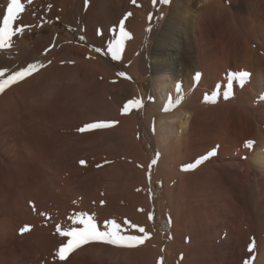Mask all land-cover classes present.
Segmentation results:
<instances>
[{"label": "bare ground", "instance_id": "obj_1", "mask_svg": "<svg viewBox=\"0 0 264 264\" xmlns=\"http://www.w3.org/2000/svg\"><path fill=\"white\" fill-rule=\"evenodd\" d=\"M263 2V0H171V3L166 5L167 14L164 21L149 36V40L152 43L148 48L146 44L147 39L141 36L140 27H136L137 29L135 28L136 31H134L136 32V36L134 34L133 39H130V41L124 40V54H120L119 60L125 66H133L137 71L139 69L144 71L150 77V97L154 99L148 100L144 105L142 120L139 118V108H134L129 115H122L121 110H118L119 105L128 99H141L139 88H134L127 81L121 83L122 80L119 79V76L118 79L121 81L116 85V89H114V86H111L110 79L108 78L107 80V77L104 76V71L102 72L101 70L103 67H100L101 65L97 63L100 61L99 58L97 62L82 61L76 67L58 69L59 71L46 75L48 80H52V86L49 88L45 87L48 90H44L45 88L43 89V87L39 86L40 92L38 94H36L37 88L34 89L35 86L33 87V84L42 75L36 76L38 79L35 78L34 80H28L26 77L25 80L27 81L12 84L5 89L4 93L0 94V144L7 136L14 135L13 130L15 129L12 124H16L20 112L22 119H26L28 123L34 125V127L31 125L34 131L36 129L41 131L42 135L39 136H42L41 138L47 141L46 146H38L34 135L31 137V145L42 156V159L40 157L42 163H40L43 166L42 168L45 169V171H42L47 173L46 170H48V173H50L49 175L45 174L48 175L47 182L49 184H46L45 178V181L41 184L45 183L44 187L46 189L53 188L49 192L53 198L52 201L56 198L55 193L60 192L56 188L57 179L55 178L60 176L57 178L59 180L61 178L62 181L64 179L67 184L73 187V190L75 189L76 193L74 194L82 196L85 201L79 202L80 199L77 197L79 200L76 198L78 201L73 202L75 207L77 209L79 207L86 208L85 213L94 217L97 226L102 231L106 230L107 221L115 220L122 226L121 230L124 233L142 235L137 230L129 228L125 224L127 220L132 224L144 227L145 231L149 234L143 244L137 245V248L131 250L120 249L117 245V248L113 247V245H101L102 242H98L99 244H96V242L84 244L69 254L66 259L67 264H94L96 263L95 256L97 254L109 256L118 254L120 257L121 255L124 257L126 255L129 261L134 264H160L162 257L159 244L160 238L153 235L148 218L150 214V202L145 201V197L140 198L139 194L136 193L137 189H135L139 181L144 182L148 174L147 168L149 164V153L140 138L142 131L140 124L141 122L149 124L152 118H154V122L152 123L150 137L153 139L156 154L157 152L159 153V158L154 169L155 176H164L166 179L172 178L174 176L173 171L178 168L179 163L180 166H182L181 162H184L186 165L194 164L197 160L207 157L196 167L186 170L178 181L179 200L183 194L182 203H184V207L180 208V204L182 203L178 204L180 205L178 209L180 208L181 210L177 209L178 212H175L177 218L175 219L172 233L175 248L178 249L180 244L181 247L185 246L184 244L182 246V238L187 234H190V239L195 234V237L199 238V242L201 238L206 239L211 235L210 230L213 235H217L218 229L215 225L219 224L217 222L218 219L210 217L213 214V210L218 212L215 215L218 214L219 218H224V222H222L225 223V228L229 230L226 241L229 244H235L234 247L238 250L236 252L242 253V247L247 243V238H245L247 236H252L250 239L255 240L256 246L259 244L264 246V202H261L264 199V195L261 198L259 196L260 191L256 192L258 187L256 189V186H252V181L250 182L251 171L254 166L259 169V173H264V131H262L264 129H260L261 124H263L264 128V44H260L261 46L259 45V47L251 41L254 38L255 42L262 40L261 42L264 43ZM41 4L43 5V3ZM248 4L252 7L251 11L249 10L250 12L247 10L249 8ZM121 5L122 2L119 0H93L84 18V26H92L94 28L98 26L96 24L99 23L96 19L99 17L101 9L109 8L112 11L111 15L119 16L127 8V6L124 8V5ZM245 8L248 11L250 23L247 22L248 19L242 20L240 14L234 13L235 9L240 13ZM36 10H38V12L35 11L37 13H33L34 10L31 11V9L29 10L31 13L24 10L25 12L23 11L20 16L23 19L25 18V22L26 18L29 20L33 14L38 16L41 13L43 14V12H39L41 9L39 10L38 8ZM109 12L107 13L109 14ZM57 17H60L59 14ZM106 17L108 18V15ZM142 17L138 12L133 11L132 20L130 19L133 29L135 25L138 26L137 24L140 21L138 19H142ZM126 20L129 22V19ZM20 21L23 22V20L19 19L18 24L22 23ZM113 22L114 20L111 23ZM111 36H106V32L103 31V36L99 37V40L96 39L97 43L102 42V44L108 47L119 39V36L115 37L114 35L112 36L113 39ZM104 37L106 40L108 39L106 42L103 41ZM137 47L140 50L139 52L136 50ZM72 48L70 47V49ZM74 48L73 52L74 50H79L80 52L82 50L77 47ZM22 51H24L22 43L15 50L0 49L1 61L9 64L15 60L11 58V55L21 53ZM134 52H136V55H133ZM55 68L49 67V69ZM240 71L250 73L249 78L243 84H241L239 79H232L233 94L227 100L224 99L223 91L226 90L230 82L229 74ZM197 72L202 74L199 81L194 79ZM97 76L99 79H102V82L98 83V87L94 81ZM28 83L30 84V88L32 85L33 89H31L33 92L28 88L26 89L28 91L31 90L30 93L27 90V92L21 90ZM177 85H180L179 93L177 92ZM110 95L113 97V100ZM178 96L182 97L181 103L179 105L174 104L170 111H163V107L168 99L171 98L175 101ZM205 96L208 97L207 102L205 101ZM213 99H215L214 103L212 102ZM24 111L27 112L24 113ZM26 113L27 115H25ZM256 116L262 119V123L257 122ZM114 117L116 118L115 121H119V123L110 128L85 132L78 131L79 128L87 123L111 121L112 119L114 120ZM112 134H115L114 138L118 137L120 140V146L124 149L122 156L116 155L114 157L108 154L109 150L107 149L111 147V143L114 141V138L110 139L113 136ZM29 136L31 135L29 134ZM247 141H253L254 143L251 147H246L245 143ZM103 151H108V153ZM81 160L85 161V164L82 165L80 163ZM2 162H0V166ZM97 165L101 166L97 167ZM137 165H139V168ZM240 166L244 167L245 171L239 177L236 175V171H240ZM15 169L17 168L15 167ZM16 171L19 170L17 169ZM254 173L256 172L254 171ZM119 175L125 177L124 179L126 180H119ZM212 176L215 178H211ZM221 179L229 180V183L231 182L232 184L238 182L240 186L238 188L235 187L234 194L229 190V193L231 191L234 196H229L231 194L227 195L229 197H227L228 203L224 201V198H226V191L224 192V190L231 186L223 190L224 187L219 185V180ZM256 179L258 180V178ZM257 180L255 181L254 179L255 182ZM260 180H258V183ZM66 183H64V186L66 185L67 188ZM59 184L63 185L61 182ZM261 185L264 186V182ZM224 186L226 185L224 184ZM235 186L237 185L235 184ZM68 187L71 188L70 186ZM31 190L33 193V188ZM31 190L28 191L31 193ZM41 190L45 189L42 188ZM38 192H35V195ZM45 193L47 192L45 191ZM42 195L47 196L46 194ZM27 196L31 197L30 200L34 199V202L40 200L39 196H31V194H27ZM16 199H18L17 196ZM26 199L29 200L28 197ZM101 201H104V203L101 204ZM216 202H221L222 204L219 203L218 205ZM59 203L62 207L66 204V202ZM51 204L53 205V202ZM56 205H58V202ZM27 207L25 202L20 203V205L11 202L4 208L5 212L11 215L18 213L16 215V218L18 217L16 222L15 219L11 221H14L15 228L21 227L19 225L22 224H28L27 222L30 221L28 220L30 218H27L29 214L25 215L27 212H24L25 210L27 211ZM53 208L55 209V207ZM80 210L82 211V209ZM0 211V213H3L1 207ZM55 211L53 212L57 214ZM2 217L0 218L1 233L9 225V222L4 220L5 218L2 219ZM63 220L61 221L63 222ZM64 228L66 227L64 226ZM188 228L190 229L188 230ZM54 230H43L39 225L36 227L34 224L33 230L26 234L24 238H21V240L24 242L30 240L31 242H29L36 248L40 249L42 247L41 249L51 253L55 251L53 248H56L63 240L56 238L58 233H56V228ZM183 234L185 235L182 237ZM195 237L193 238L195 239ZM67 239L66 237L65 241ZM196 241L198 242L197 238L193 242L191 240L194 245L192 244L193 246L191 245L188 249L192 250V247L196 245ZM189 245L187 246L189 247ZM198 245L195 246V249H197ZM187 246L185 247L186 250ZM256 246L254 250L257 248ZM50 249L52 250L50 251ZM201 249L197 250L201 251L202 254L203 251ZM203 250L205 251L206 249ZM209 251L212 253V250ZM214 252L216 251H213V255L216 254ZM231 252L233 253V251ZM192 253V251L191 253L190 251L188 252L189 255H186L187 257L186 260H183V264L189 261L190 257L188 256ZM194 254L191 255V258L193 257L192 260L195 261V258L198 260V257L202 258L200 256L195 257L196 254ZM206 255L208 256L209 254L207 253ZM77 257L83 261H78ZM93 259L94 262H92ZM214 259L218 262L220 260L216 259V257ZM6 260V257L0 255V264H9L6 263ZM192 260L191 262L193 263ZM16 261L10 264H21L20 261ZM25 261L22 264H25ZM195 262L197 263V261ZM208 263L209 260L206 264ZM220 264L222 263L220 262Z\"/></svg>", "mask_w": 264, "mask_h": 264}, {"label": "rangeland", "instance_id": "obj_2", "mask_svg": "<svg viewBox=\"0 0 264 264\" xmlns=\"http://www.w3.org/2000/svg\"><path fill=\"white\" fill-rule=\"evenodd\" d=\"M90 1L92 2L93 0H88L87 4L85 3V0H74V1L73 0H45V1L44 0H41V1L40 0H21L22 4L24 5L25 11L26 10L29 11L31 9V11L34 10L33 13H37L38 10H36V9L39 8V10L40 9L42 10V8H43V10L42 11L40 10L39 12L40 13L43 12L44 15L41 13L40 16H38V15L32 13L33 16L29 20L26 18L25 22H24L25 18L23 19V18H21V16L19 17L20 20H23V22L22 21H20V22H22L24 25H29L31 27H26L23 35L17 34L16 36L12 37V46L10 48L5 47L3 49L15 50L22 43L23 47H24V51L21 52L22 54L17 53L15 55L14 54L11 55V58L13 60L15 59L14 60L15 62L12 61L9 64L3 63L1 61V58H0V68L7 69L8 72H12V71L18 70L21 67L27 66V64H29V63H34V62L42 63L44 65V67L40 68L39 71L33 73L31 76H28L26 78L28 80H34L35 78L38 79V77L40 75H42L38 79L39 82L36 80L33 84V87L35 86L34 89L37 88V93L36 92L35 93L38 94L40 92V87H43V89H44L45 87L49 88L50 86H52V84H51V83H53L52 80H48V78H46L47 77L46 75L53 74V73H55L61 69H64V68L76 67L77 64L81 63L82 61L97 62L98 61L97 59L99 58L100 61H98L97 63H99V65H101L100 67H103V68H101V70H102V72L104 71L103 74H104V76L107 77V78L106 77L105 78L107 80H108V78L110 79V82L112 83L111 86L113 85L114 89H116V87H117L116 85H118V83L121 80H122L121 83L127 81V82L131 83L134 88H139L140 93H141V99L143 101V106L139 107L138 111H139V118L142 120L144 105L148 102L149 97H150V91H149L150 77H149V75L144 73V71H142L140 69L138 71L135 70L133 68V66H130V67L128 65L125 66L124 63H122L119 59L113 60L110 53H108L106 55V53L108 52L109 46L108 47L105 46L104 44H102V42L97 43L98 42L97 40H99V37L103 36V31L106 32V36H108V35H112V36L115 35V37L119 36V34H117V33H119L120 21L124 20V29L129 33V38L125 39V41H130V39H133L134 34L136 36V32H134L137 29L136 27H140L141 36H144V38L147 39L146 44H147V48H148L150 46V44L152 43L151 40H149V36L152 33V31L155 28H158L162 24V22L164 21L165 15L167 14V6L162 5V4L153 5V3L151 2L152 0H136L135 4L132 2V0H119L122 2L121 6L124 5V8L127 6L126 10L124 9V11L121 12L122 14H119L120 17L118 15H113V14L111 15L112 11L109 8H105L104 10L101 9V13H100L99 17H97V19H96L99 24H96L98 26H96L94 28L92 26H86V25L84 26V18L86 16L87 10L89 9V6L91 5ZM7 2H8V0H0V8H1L0 12L6 8ZM57 2H59V3H57ZM26 3H27V5H26ZM34 3H36V4H34ZM41 3H43V5ZM45 3H46V5H45ZM29 5L32 7H30ZM33 6H34V8H33ZM36 6H37V8H36ZM246 8L243 10V12L239 11L240 13H238V11L235 9L234 13L240 14L242 20L248 19L247 22H249L248 11L249 10L251 11L252 7L249 5V8H247L248 11L246 10ZM132 9H133V11H136L140 15L143 16L142 19L141 18L138 19V20H140L139 23L136 21L138 23L137 24L138 26H136V25L134 26V29L136 28L135 30L132 28L133 27L132 24H130V22L132 20V15H133ZM31 11H29V12L31 13ZM35 11H37V12H35ZM109 11H111V12H109ZM107 12H109L110 15ZM128 12L132 13L131 16L127 17V19H129V22H128V20L124 19L125 14ZM102 13H104V14H102ZM58 14L60 17H57ZM107 15H108V18L106 17ZM150 15L153 17V19H151V20L149 19ZM263 15H264V11H263ZM34 16H36V17H34ZM109 16H111V17H109ZM161 16H162V18H161ZM111 18H112V20H114L113 23H111L112 22ZM35 19H36V21H35ZM108 19H109V21H107ZM100 22H102V23H100ZM130 26L133 29V31L130 28ZM251 26H252V24H251ZM149 28L151 29V31H149ZM109 31H110V33H109ZM115 32H117V33H115ZM131 35H132V37H131ZM77 36H80L81 38H83V39H81L82 43H80L77 40V38H76ZM139 36H140V34H139ZM46 37H47V39H46ZM42 39H44V40H42ZM112 39H113V37H112ZM107 40L104 37L103 41L106 42ZM251 41L257 46H259L260 44L261 45L264 44L263 42H261L262 40H260V42H255L254 38H253V40L251 39ZM70 47L71 48L77 47V48H80L82 50H81V52L79 50H74V52H73V48L70 49ZM125 47H126V45H125ZM49 48L51 50L46 52L45 50L49 49ZM64 48H65V50H64ZM97 48L101 49V51L97 52L94 50ZM66 49H68V50H66ZM138 49L139 48L137 47L136 50H138ZM139 51L140 50H138V52ZM121 54H124V43H123ZM133 55H136V52H134ZM131 57H132V55H131ZM49 61H51V63H49ZM49 67L50 68L56 67V68L55 69H49ZM106 68H107V70H106ZM118 72H124L126 74V77H130V79L125 78V77L119 78V76L117 75ZM6 75H7V73H6ZM36 76H38V77H36ZM118 78L121 80H119ZM44 79L46 80V82ZM22 81H27V80L24 79ZM22 81L18 82V84L21 83ZM48 81L50 82L51 85L48 84L49 83ZM94 81H95V84L97 86L98 83L102 82V79L101 78L99 79V77L97 76ZM65 82H67V81H65ZM15 84H17V83H15ZM43 84H45L47 86H44ZM27 85H25L26 87L24 86L23 89H21V90L22 91H26V90L28 91V89L32 88V85H31V88H30V84L28 86ZM26 88H28V89H26ZM47 88H45L44 90H48ZM31 90L28 91V93H30ZM32 92H33V90H32ZM110 97L113 100V97L111 95H110ZM117 107H118V105H117ZM121 108H122V103L119 105L118 110H121ZM131 111H130V113H131ZM25 112H27V111H24V113ZM129 114H126V115H129ZM25 115H27V113ZM115 119L116 118L114 117V121H115ZM152 119H151V122H149V124L142 123V122L140 124L141 130H142L141 134H140V138H141L142 143L145 145L146 150L149 153V164H150L151 160L156 157V151H155V148L153 146V139H152V137H150V132L152 130V123L154 122V118H152ZM256 119H257L258 123H262L261 122L262 119H260V117L256 116ZM25 121H26V119L25 120L22 119V115L20 112L19 117L16 120V124H14V125L12 124V126H14V129L16 130L17 134L19 133V135H17L15 130H13L14 135L7 136L6 138L3 139V141L0 144V151H1L0 152V157H1L0 160L5 162V163L2 162L1 166H0V207H1V210L3 212V213H0V218L3 216L2 219L5 218L4 220L9 222V225L7 226V228L5 230L2 228L3 229L2 233L0 231V255L3 257H6V259H7L6 263H9V264L14 263V261H16L17 258L18 259L16 262L20 261L21 264H22V262L24 263L25 260H26L25 264H67L66 259L71 252L66 254V259H64V260H60L56 256V252H57L58 248L61 246V244L66 242L65 241L66 237H61L59 234H57L56 238L57 239H63V240L59 243V245H57L56 248H53V250H55V251H53L51 253L48 252L47 250L41 249L42 247L40 249L38 247L36 248L35 246H33L30 243L31 242L30 240H26L28 242H24L23 240H21V238H24V236L26 234L30 233L33 230L34 224L36 227H38V225H39V227L42 228L43 230H50L51 229V231H55L54 229L56 228L57 224H59L61 226L63 225L62 228H64V226L66 228H68V226L69 227L73 226L72 220H70L69 217L77 216V214H79V213H85L86 212V210H85L86 208L84 209L82 207H79L77 209L75 207V205L73 204V202H77L79 199H80L79 202H85L83 200L82 196L74 194V193H76L75 189L73 190V187L71 185L67 184L64 179H63V181L61 178L59 180V178H57V177H60V176L55 177L57 179V181H56L57 187L56 188H58V191L60 190V192L57 191L58 193H55L56 198L54 199V201H52L53 198H52V196H50L51 193H49V192H51L52 191L51 189H53V188L47 187L48 189H46V187H44L47 183L49 184V182H47V180H48L47 178H48V175L50 173H48V170H46L47 173L43 172V171H45V169L42 168L43 167L41 164L42 161L40 160V157L42 159V156H41V154H39V152L36 149H34L32 147L31 137L34 135V138L37 141L38 146L45 147L47 144V141L42 139L41 138L42 136L41 137L39 136V135H42L41 131H39L37 129L34 131V129H33L34 125H32L31 123H28V120L26 122ZM37 121H39V120H37ZM111 121H113V119ZM262 125L263 124H261L260 129H264ZM31 127H32V130H31ZM262 131H264V130H262ZM29 134L31 136H29ZM114 135L110 139H113ZM29 138H30V140H29ZM111 142H112V140H111ZM9 143H11L12 145ZM119 146H120V140L118 139V137H115L114 141L111 143V147L107 149V150H109V153H108V151H103V152L111 154L114 157L116 155L122 156V153H123L122 151L124 149L121 146L120 147ZM36 161H37V163H36ZM183 163L184 162H181L182 166H180V163H179L178 168L173 171L174 176H172V178H169V179H166L164 176L163 177L162 176H155L154 169H155L156 165H153L151 170H149V167H148L147 168L148 174L145 177L144 182L142 183L141 181H139V183H137V185L135 186V189L138 190V191L136 190V193L139 194L140 198L145 197V201L147 200V202H150V214L153 215V219L149 220L150 221V227H151L153 235L157 238H160L159 244H160V250H161V254H162L160 264H183L184 263L183 260L184 259L186 260V257H187L186 255H189L188 254L189 251H190V253L192 251L193 252L192 254L195 253L197 255L196 256L194 254L195 257H198V256L202 257V258L198 257V260H197V258L194 257L196 259L195 261H197L198 264H201V262H202V264H206L208 262V260H209L208 264H216V263L220 264V262L222 264L223 263L225 264V262H226V264H233V263L234 264H246V262H247V264H257V263L264 264V262H263L264 261V248H263L264 246H262L261 244L258 243L259 245L256 246L257 250L255 249L251 253L247 249L249 247V245L253 242V239H250V238H252V236L245 237V238H247L246 242L249 245L247 243H245V245L242 247V249H243L242 253L236 252L238 250L235 249V247H234L235 244H233V243L229 244L226 241L227 235L229 234V230L225 228L226 227L225 223H223L224 218L220 217L221 218L220 219L218 214L215 215V213H218V212H215L216 210L215 211L213 210V212H212L213 214H211V212H210V214H211L210 217L212 216L213 219L215 217L216 219L220 220V221L217 220V222L219 224L215 225V227L218 229L217 235H213L212 231L210 230L211 235L206 239L201 238L200 242H199V238L197 236L195 237V234H193V232H192L193 235L191 236L192 239H190V236H189L190 234H187V235L183 234L182 237L184 235L185 236L183 238L181 236L180 237L182 238V242H183V243L181 242L182 246H184V245L185 246L181 247V244H180L179 248H181V249H179L178 247H177L178 249L175 248L174 241H173L174 239L172 237L175 219L177 218V216H175V212H178V210L180 208H182V206L184 207V205H183L184 203H182L183 194L181 195L182 197H181V199H180L181 201H180L179 200L180 193H178V188H177L178 181H179L180 177H182L181 175H183L184 172L186 171L183 169L187 165L185 163L184 164ZM13 164H14V166H13ZM149 164H148V166H149ZM137 166L139 168V165H137ZM15 167L19 171H16L17 169H15ZM240 167L242 168V170L240 168L239 169L240 171H236V175L239 177L241 174H244L243 171H245L244 167H242V166H240ZM254 168H255V166L253 167V169L251 171L250 182L252 181L251 184L253 187L256 186L255 187L256 189L258 187V189L257 190L255 189V190H256V192L260 191L259 196L262 198V195H264V192H261V191H264L263 190L264 186H262L261 184H262V182H264V180H262V179H264V173L261 172V170H260L261 173H259V169H257V167L255 169ZM253 170L256 173H254ZM21 172H22V174H21ZM253 173H254V175H253ZM45 174H48V175H45ZM203 174L206 176L205 173H203ZM42 175H43V177H42ZM22 177L24 180L23 179L21 180ZM254 177L258 178V180L261 179L262 182L260 180L258 183V180ZM40 178H42V179H40ZM44 178L46 181L44 180ZM118 178H120L119 180H122V181L126 180V179H124L125 177L120 176V175L118 176ZM211 178H215V177L212 176ZM254 179H255V181L257 180V182H255ZM221 180H224V179H221ZM221 180H219L220 181L219 185L224 187L223 190L226 189L228 186L233 187L232 189H230L231 188L230 187V188L224 190V192L226 191L225 192L226 198H224V201L226 203H228L229 201H227V199L229 197L227 195L231 194L229 196L233 197L234 196L233 194L235 193V190H234L235 187L238 188L240 186L238 185V182H236V183L234 182V184H232L231 182L229 183V180H226V179L224 181H221ZM17 181H18L19 185H17L18 184ZM25 181H27V182H25ZM43 181H45L46 184L45 183L41 184ZM219 181H218V183H219ZM15 182H16V184H15ZM60 182L63 185H61V184L58 185V183H60ZM260 182H261V184H260ZM26 183H28V184H26ZM64 183L67 184V188H66V185L64 186ZM123 183L125 184V182H123ZM223 183L226 186H224ZM39 184H41L42 186L41 185L39 186ZM235 184L237 186H235ZM216 185H218V184H216ZM37 186H39V187L37 188ZM68 186H70L71 188H69ZM260 187L263 189L260 190L261 189ZM32 188H33L34 194L32 193V190H31ZM42 188L45 190H41ZM35 189L36 190L39 189L38 190L39 192L36 191ZM28 190L29 191L31 190V193ZM34 190H35V192H38V193H36V195H35ZM40 190H41V192H40ZM229 190H231L233 192V194L231 193V191L229 193ZM43 191H44V193H42ZM45 191L47 193H45ZM227 191H228V193H227ZM70 193H72V194H70ZM27 194L28 195L31 194V196H33V195L37 196L39 194L38 195L39 197L37 196L40 199L38 201L39 204L36 201L34 202L33 201L34 199L30 200L31 197L27 196ZM42 194H46L47 196L48 195L49 196L47 198V196L44 195L45 196L44 197ZM15 195L17 196V198L19 200L16 199ZM20 195H23L24 197L25 196L26 197L24 198L23 196H20ZM27 197L29 198V200L26 199ZM50 197H51V199H50ZM77 197H79V199ZM245 197L246 196L244 194V198ZM41 198L42 199L44 198V200H42ZM11 202H15L17 205H20V203L22 204L25 202V204L28 207L26 208L27 211L25 210L24 212H27V214H25L24 212H22V213L25 215L29 214L27 216V218H30V219H28V220H30L27 222L28 224L19 225V226H21L19 228L14 227V221L13 222H11V221L15 219V222H16V220L18 218V217L16 218V215L18 213L11 215V214L5 212V209H4ZM51 202H53V205L51 204ZM57 202H58V205H56ZM59 202H66V204H64V207H62V206H60ZM261 202H264V199H263V201L261 200ZM31 203H34V204L31 205ZM180 203H182V204H180ZM216 203H218V202H216ZM219 203H221V202H219ZM219 203H218V205H219ZM178 204H180L181 206ZM33 205H35V207L37 209L35 208V210H33ZM52 206L55 207V209ZM179 206H180V208L178 209ZM56 207H57L59 212L57 211ZM80 209H82V211ZM83 210H85V211L83 212ZM53 211L57 212V214H55ZM77 212H79V213H77ZM41 213H44L45 215H41ZM58 213H59V215H58ZM1 214H3V215H1ZM178 214H176V215H178ZM54 215H55V217H54ZM60 219L61 220L65 219L66 221L63 220V222H62ZM77 219H79L78 216H77ZM169 219L171 220V223H169ZM33 221H34V223H33ZM38 222H39V224H38ZM45 222H47V223H45ZM61 223H63V224H61ZM66 223H68V224H66ZM64 224H66V225H64ZM26 225L30 226L29 230L21 233V229L24 228ZM40 225L45 226L46 228L41 227ZM52 225H54V226H52ZM78 226H82V225H78ZM17 228H18V230H17ZM66 228H64V229H66ZM189 229L190 228H188V230ZM56 233H57V231H56ZM125 234H126V232H125ZM188 236H189V238H188ZM193 237H195V239ZM196 238H197L198 242L197 241L195 242L196 243L195 246H197L199 243V245L201 247L198 245L197 249L200 250L202 248L201 250L205 253V255L203 252L201 254V251L199 252V250L195 249L196 248L195 246L192 247V250L188 249L193 244L192 242L194 240H196ZM191 240H192V242H191ZM225 242H227V243H225ZM99 243H101V242H99ZM99 243L96 242V244H99ZM188 244H190L189 247L187 246ZM201 244H203L205 246L203 247ZM207 244H209L210 246L209 245L206 246ZM101 245L107 246V245H112V244H107V243L104 244L102 242ZM114 246L116 247V245H113V247ZM186 246H187V250L185 248ZM137 247L138 246H135V247L119 246L120 249H126V250L127 249L131 250V249H134ZM232 247H234V248H232ZM219 248H220V250H219ZM203 249L207 250V251L206 250L205 251L209 254L208 256L206 255L207 253ZM208 249L212 250V253ZM214 249H216V250H214ZM258 249L259 250L261 249V250L259 251ZM262 249H263V252H262ZM51 250L52 249H50V251ZM213 251H216V252H214V254L216 253L215 255H213ZM231 251H233V253ZM220 252L226 253V254L223 253L225 255V257ZM52 253H54V254H52ZM210 253H211V256H210ZM220 254H221V256L219 257ZM191 255L188 256V257H190V259H189V261H186L185 264H187L188 262H191V260L193 259V257L191 258ZM201 255H204V256H201ZM205 256H207L208 259ZM214 256L216 257V259H218V260L220 259L219 262L214 259L215 258ZM79 257H77L78 261H83V260H81L82 257H80L81 259ZM204 257H205V259H204ZM212 257H214V258L212 259ZM14 258H16V259H14ZM209 258H211L212 260ZM200 259L201 260L203 259V260L201 261ZM262 259H263V261H262ZM213 260H214V262H213ZM240 260H242V261H240ZM192 261H193V263L191 262L192 264L196 263L194 260H192ZM92 262H94V259ZM95 262L96 263H94V264H134L133 262L131 263L129 261L128 256L126 257V255H125V257H124L123 255H121V257H120V255H118V254H114L112 256H109L106 254H97V256H95ZM191 263H189V264H191Z\"/></svg>", "mask_w": 264, "mask_h": 264}, {"label": "snow or ice", "instance_id": "obj_3", "mask_svg": "<svg viewBox=\"0 0 264 264\" xmlns=\"http://www.w3.org/2000/svg\"><path fill=\"white\" fill-rule=\"evenodd\" d=\"M88 0H85V3L87 4ZM132 2L135 4L136 0H132ZM153 5H156L157 3L162 5H168L171 3V0H152ZM24 11V5L21 3V0H8L6 4V8L0 12V49H3L5 47H11L12 46V37L16 36L17 34L23 35L26 27H31L29 25H24L22 23L18 24L20 14ZM132 13H127L124 19H127L128 16H131ZM162 18V16H161ZM149 19H153V17L150 15ZM18 25V26H17ZM149 31L151 29L149 28ZM129 38V33L125 31L124 29V20L120 21L119 25V39L115 41L114 44L110 45L108 48V53L111 54V57L113 60L120 59V54L123 47V42L125 39ZM83 39V38H81ZM51 49H46L45 51L48 52ZM95 51L99 52L101 49H94ZM51 63V61H49ZM44 67V65L40 62H34L29 63L25 67H21L16 71L8 72L7 69L0 68V94L4 93L5 89L7 87H10L12 84L18 83L22 80H24L26 77L31 76L33 73L39 71L40 68ZM7 73V75H6ZM118 76L125 77L130 79V77H126V74L124 72H118ZM201 73L197 72L195 74L194 79L196 81H199L201 78ZM250 76V73L246 71H240V72H234L229 74V83L227 85L226 90L223 91V98L228 99L230 96H232V79H239L241 84L248 79ZM180 91V85H177V92ZM153 97H149V100H153ZM182 97L178 96L175 101H173L171 98L168 99L167 103L163 107V111L167 112L170 111L172 106L179 105L181 103ZM208 97L205 96V101L207 102ZM212 102H215V99L212 100ZM143 106L142 99H128L122 104L121 108V114H129L131 110L134 108H139ZM119 121H96V122H90L85 124L83 127L79 128V132H85V131H91L95 129H105L110 128L116 124H118ZM139 136V134H138ZM253 141H247L245 143L246 147H251ZM159 158V153L157 152L156 157L153 158L149 164V170H151L153 165L157 164V160ZM207 157L202 158L201 160H197L194 164H188L183 170H190L197 165H199L203 159H206ZM80 163L83 165L85 164V161L81 160ZM101 165H97V167H100ZM104 201H101V204H103ZM33 210H35V205H33ZM41 215H45L44 213H41ZM77 216L79 219H77ZM77 216L69 217L70 220H72L73 226L68 227L66 229L62 228L61 225H56V231L61 237H67L66 243L61 244V246L58 248L56 252V256L60 260L66 259V254L74 251L75 249L81 247L84 244H88L91 242H103L107 244L117 245V246H126V247H135L137 245L143 244L145 239L148 238V233L145 231L144 227L138 226L136 224H132L125 221V224L131 228L137 230L142 235H131V234H125L121 229L122 226L118 224L115 220H109L107 221V227L106 230H101L97 223L95 222V219L93 216H89L86 213H79ZM149 220L153 219V215L149 214ZM169 223H171V220L169 219ZM82 225V226H78ZM30 226L26 225L24 228L21 229V233L28 231ZM255 240L249 245V252H253L255 248ZM247 264V262H246Z\"/></svg>", "mask_w": 264, "mask_h": 264}, {"label": "trees", "instance_id": "obj_4", "mask_svg": "<svg viewBox=\"0 0 264 264\" xmlns=\"http://www.w3.org/2000/svg\"><path fill=\"white\" fill-rule=\"evenodd\" d=\"M76 38H77V40H78L80 43H82V42H81V37H80V36H77Z\"/></svg>", "mask_w": 264, "mask_h": 264}]
</instances>
